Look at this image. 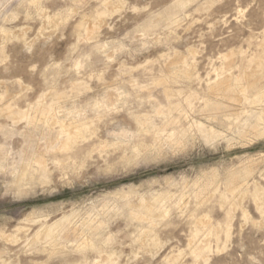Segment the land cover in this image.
Listing matches in <instances>:
<instances>
[{
	"label": "rangeland",
	"instance_id": "rangeland-1",
	"mask_svg": "<svg viewBox=\"0 0 264 264\" xmlns=\"http://www.w3.org/2000/svg\"><path fill=\"white\" fill-rule=\"evenodd\" d=\"M169 2L172 7L167 19L152 33L157 42L165 40L157 45L160 62L146 64L131 79H151L167 70L168 86L152 94L154 102H149L143 113L144 139L157 150L193 144L194 154L187 156L182 165L167 164L133 172L135 178L125 177L126 183L68 189L72 195L57 200L35 196L9 199L5 196L8 187L22 192L32 190L48 178L57 162L67 171L82 163L85 155L91 157L89 162L94 165L105 164L117 153V140L120 154L143 144L139 139L108 140L105 136L97 140L90 136L89 125L93 121L75 110L74 92L79 85L70 80L64 79L60 85L53 83L49 95L39 105L26 103L28 111H24L13 99L4 103L18 85L12 83L16 77L10 73L0 75V189L4 190L0 191V237L12 241L9 245L0 240V264H20L25 259L40 264L42 258L65 249L93 247L97 249L93 261L108 260V256L100 257L98 252L102 241L114 230H122L128 244L135 241L142 248H154L158 241L156 225L164 214L178 218L180 227L169 229L176 243L185 247L191 244L196 251L229 246L241 257L237 247L243 223L241 209L257 213L264 197V185L260 184L264 167L244 150L250 137L264 133V103L258 93L245 95L244 101L227 100L224 94L228 84L235 89L237 81L249 82L244 76L250 72H254V84L259 86L264 78V37L257 33L230 48L205 45L199 54H191L189 67L188 57L183 54L189 47L186 37L205 32L208 23L217 18L216 13L204 9V0ZM94 3L103 5L104 0ZM22 14L31 15L28 0H0V43L17 33L27 35L33 31L29 25L24 32L28 22ZM49 26L55 29L57 22L52 21ZM173 28L183 31V50L166 46L165 29ZM190 73H194V81L188 79ZM50 77L53 81L61 79L60 70L51 69ZM9 119L43 121L53 129V138L41 149H34L31 144L25 148L17 144ZM63 126H68L70 136H75L71 143L75 151L58 148L68 134ZM210 143L215 145L211 149L201 147ZM39 159L42 164H38ZM235 183L237 191L232 193L229 188ZM146 203L151 205V213L145 209ZM208 208L213 211H205ZM117 215L125 220L115 222ZM130 250L122 249L124 258ZM169 255L165 252L159 257L161 264H167ZM88 258L85 255L84 259Z\"/></svg>",
	"mask_w": 264,
	"mask_h": 264
},
{
	"label": "snow or ice",
	"instance_id": "snow-or-ice-1",
	"mask_svg": "<svg viewBox=\"0 0 264 264\" xmlns=\"http://www.w3.org/2000/svg\"><path fill=\"white\" fill-rule=\"evenodd\" d=\"M203 6L207 12H215L217 18L208 23L205 32L186 37L189 47L183 54L188 57L186 63L189 67L192 65L191 54H199L205 45L230 48L257 33L264 37V0H204ZM28 7L31 15L22 14V19L28 22L24 32L29 25L33 31L27 35L17 33L11 40L0 43V75L10 73L16 77L12 83L18 85L4 103L13 99L20 108L28 111L26 103L39 105L49 95L53 83L60 85L67 79L79 85L74 92L75 110L93 121L89 125L90 136L97 140L105 136L108 140L117 137L120 140L139 139L143 147L129 148L120 154L117 140V153L105 164L94 165L89 162L91 157L85 155L82 163L67 171L57 162L48 172V178L32 190L22 192L8 187L5 192L7 198L35 196L57 200L60 196L72 195L68 189H79L81 185L126 183L125 177L135 178L133 172L167 164L182 165L187 156L194 154L193 144L157 150L144 139L143 113L149 102H154L152 94L168 86L167 70L151 79H131L146 64L160 62L157 45L165 43V40L162 38L157 42L152 33L167 19L172 7L169 0H104L103 5L94 3V0H28ZM52 21L57 22V28L49 26ZM187 30L193 31L191 28ZM165 32L169 49L174 46L185 48L180 42L183 31L173 28L172 31L165 29ZM153 48L156 51H152ZM53 68L60 70L61 79L52 80L50 70ZM188 79L194 81V73H190ZM235 89L239 96L258 93L264 103V78L258 87L248 81H237ZM65 90H68L66 85ZM9 127L17 138V144H23L25 148L31 144L34 149H41L46 141L53 138V129L43 121L9 119ZM214 146L210 143L201 147L211 149ZM236 146L240 147L239 144ZM68 150L76 149L69 144ZM244 150L252 153L251 159L258 160L264 167V133L250 137ZM260 184L264 185V175L260 177ZM241 211L239 258L229 246L196 251L191 244L185 247L176 243L169 229L180 227L178 218L164 214L156 225L158 241L154 248H142L135 241L128 244L123 231L114 230L102 241L98 252L100 257L108 256V260L93 261V255L97 254L95 247L69 248L47 259L42 258L40 264H161L159 257L165 252H170L167 264H264V197L259 201L257 213L249 214L246 209ZM230 218L231 213L229 222ZM122 220H125L124 216L115 217V222ZM0 240L4 244L12 243L6 237H0ZM124 248L131 249L126 258L122 251ZM85 255L89 257L87 260ZM20 264L36 262L25 259Z\"/></svg>",
	"mask_w": 264,
	"mask_h": 264
},
{
	"label": "bare ground",
	"instance_id": "bare-ground-1",
	"mask_svg": "<svg viewBox=\"0 0 264 264\" xmlns=\"http://www.w3.org/2000/svg\"><path fill=\"white\" fill-rule=\"evenodd\" d=\"M256 64H257V62H256ZM252 65V64H251ZM255 70V69H254ZM246 71H248V70H246ZM253 72V71H252ZM257 72V71H256ZM254 73V72H253ZM253 73H246L245 74V76L244 77H246L248 80H249V82L250 83H254V80H255V75L253 74ZM256 74V73H255ZM257 76V75H256ZM245 78V79H246ZM226 91H225V94H224V96H225V99H227V100H231V101H240V100H242V101H244L243 100V98H245L244 96H239V95H237V93H236V90L234 89V87L232 86V84L231 85H226ZM221 89V88H220ZM223 93V92H222ZM255 98V97H254ZM256 99V98H255ZM246 100V99H245ZM258 100H259V98H258ZM256 102V101H255ZM258 102V101H257ZM21 114V113H20ZM44 114V113H43ZM259 120V119H258ZM67 127L68 126H63L62 128L64 129V131L65 132H68V134H67V136H66V134H65V136H66V138L65 139H63V141H61L60 143H59V145H58V148H59V150H63V149H67L68 148V146H69V144H71L72 142H73V140H74V137L75 136H70V134L72 135V133H69V131L67 130ZM75 130V129H74ZM74 130H73V132H74ZM172 133V132H171ZM76 133H74V135H75ZM79 134V133H78ZM64 136V137H65ZM38 164H42V160L41 159H39L38 160ZM250 169V168H249ZM235 177V176H234ZM234 177H233V181L235 180L234 179ZM233 181H232V183H233ZM231 182V181H230ZM236 182V181H235ZM230 185V184H229ZM232 185V184H231ZM238 187V186H237ZM236 183L234 184V185H232L230 188H229V186H228V188H229V190H230V192H232V193H234V192H236L237 190H236ZM241 193V192H240ZM257 193V192H256ZM257 196L259 195L258 193L256 194ZM226 196V195H225ZM142 204V203H141ZM145 206V209L147 210V212H149V213H151V205H148L147 203H146V205H144ZM144 209V210H145ZM155 213V212H154ZM145 216V215H144Z\"/></svg>",
	"mask_w": 264,
	"mask_h": 264
}]
</instances>
